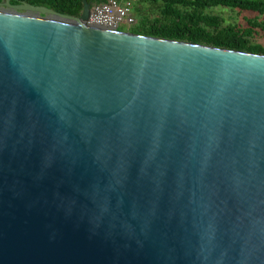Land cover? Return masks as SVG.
Listing matches in <instances>:
<instances>
[{
  "label": "water",
  "instance_id": "water-1",
  "mask_svg": "<svg viewBox=\"0 0 264 264\" xmlns=\"http://www.w3.org/2000/svg\"><path fill=\"white\" fill-rule=\"evenodd\" d=\"M90 8L0 10V264H264V55Z\"/></svg>",
  "mask_w": 264,
  "mask_h": 264
},
{
  "label": "trees",
  "instance_id": "trees-1",
  "mask_svg": "<svg viewBox=\"0 0 264 264\" xmlns=\"http://www.w3.org/2000/svg\"><path fill=\"white\" fill-rule=\"evenodd\" d=\"M24 1L30 5L44 7L72 17H79L82 11V0ZM86 1L92 6L104 0ZM141 2L158 5L160 18L149 20L143 16L140 17L138 7ZM214 7L264 14V0H137L135 16L136 21L140 17L139 22L121 31L264 55L262 47L250 45L234 28L220 29L222 20L219 17L204 14L205 10ZM250 24L264 32V24Z\"/></svg>",
  "mask_w": 264,
  "mask_h": 264
},
{
  "label": "rangeland",
  "instance_id": "rangeland-1",
  "mask_svg": "<svg viewBox=\"0 0 264 264\" xmlns=\"http://www.w3.org/2000/svg\"><path fill=\"white\" fill-rule=\"evenodd\" d=\"M138 8L140 17L143 16L144 18H147L149 20L160 18L158 5L141 2ZM19 12L26 13L24 11ZM31 14L33 15L37 13ZM204 14L219 17L222 20L220 29L225 27H232L240 35L242 34L245 37V40L250 45L260 46L264 49V32L258 28L252 27V25L250 24H264V14L260 15L254 12L239 11L238 9H230L224 7H214L207 9L204 11ZM139 18L136 23L139 22Z\"/></svg>",
  "mask_w": 264,
  "mask_h": 264
},
{
  "label": "built area",
  "instance_id": "built-area-1",
  "mask_svg": "<svg viewBox=\"0 0 264 264\" xmlns=\"http://www.w3.org/2000/svg\"><path fill=\"white\" fill-rule=\"evenodd\" d=\"M137 0H104L93 4L85 24L107 30L128 29L136 24Z\"/></svg>",
  "mask_w": 264,
  "mask_h": 264
},
{
  "label": "flooded vegetation",
  "instance_id": "flooded-vegetation-1",
  "mask_svg": "<svg viewBox=\"0 0 264 264\" xmlns=\"http://www.w3.org/2000/svg\"><path fill=\"white\" fill-rule=\"evenodd\" d=\"M7 1L9 3V7L5 6ZM25 4L30 5V4L26 3L24 0H0V9L7 10L10 12H19V10H17L16 8L18 6H22ZM30 6H33V5H30ZM35 7H39V6H35ZM19 13H21V12H19Z\"/></svg>",
  "mask_w": 264,
  "mask_h": 264
}]
</instances>
